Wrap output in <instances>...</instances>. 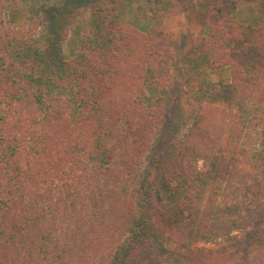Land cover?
I'll use <instances>...</instances> for the list:
<instances>
[{
  "label": "trees",
  "instance_id": "obj_1",
  "mask_svg": "<svg viewBox=\"0 0 264 264\" xmlns=\"http://www.w3.org/2000/svg\"><path fill=\"white\" fill-rule=\"evenodd\" d=\"M44 2L36 17L0 0V264H264V28L253 3L152 0L196 25L180 53L175 31L123 20L129 0ZM69 27L83 32L75 54ZM192 49L198 69L230 68L232 91L199 103L163 153L159 132L185 93L179 56Z\"/></svg>",
  "mask_w": 264,
  "mask_h": 264
},
{
  "label": "rangeland",
  "instance_id": "obj_2",
  "mask_svg": "<svg viewBox=\"0 0 264 264\" xmlns=\"http://www.w3.org/2000/svg\"><path fill=\"white\" fill-rule=\"evenodd\" d=\"M25 2V5L29 8L30 12L34 16L42 15V11L40 12V5H43L44 0H21ZM130 2L127 6L122 7L123 11V20L127 23H130L134 26L142 28L145 30L151 25H161L166 27L167 29H171L179 35L178 43L180 42V53L183 48L186 46L187 48L192 46L189 43V32L195 34L196 33V25L191 24L187 18L182 16H177L175 18H169L167 16H163L162 12L164 11L161 5H157L155 7H151L152 0H129ZM247 3H253L260 14V22L262 25V29L264 28V0H243ZM54 2L49 3L53 4ZM57 11V9H55ZM55 11L53 10L49 16L54 15ZM46 16V14H45ZM46 17V18H47ZM89 17L88 13H84V16L81 18L84 20ZM70 32L69 38L66 40L65 51L69 52V54L76 53L78 46L80 44L79 35H82V31L79 32L72 30L71 27L68 28ZM194 49V48H193ZM187 55V57H183L182 54L179 56L177 73L178 77L181 79V85L184 90V94L181 96L182 106L177 110L178 116L173 111L172 123L159 132V137L157 138L158 146H155V150L161 152H167L168 145L167 142L171 137H179L181 133H184L188 128L185 126L188 124V121L191 117L194 116L195 111L198 109V104L202 102H206L209 100H213L216 103H222L223 99L229 96V92L232 91L231 87V70L229 67L223 68L219 71L213 72L209 67H201L198 69L195 66V50ZM174 67V65H173ZM185 121V122H183ZM178 128L175 133L170 134L169 132L172 127ZM259 130V141L258 147H262L264 145V114L260 117V123L258 125ZM154 150V149H153ZM159 152V153H161ZM163 152V153H164ZM156 152L151 151L146 159L145 163L142 167L140 173V183L144 186V189H148L150 185V181L152 180V175L154 173L153 165L156 160ZM201 163V162H200ZM221 238L215 239L209 242H197L198 245H213L218 242Z\"/></svg>",
  "mask_w": 264,
  "mask_h": 264
}]
</instances>
